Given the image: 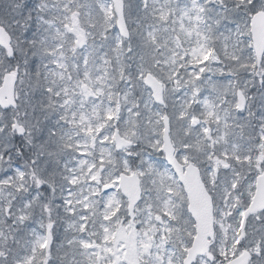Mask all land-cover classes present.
Returning a JSON list of instances; mask_svg holds the SVG:
<instances>
[{
    "label": "snow or ice",
    "instance_id": "6c2138e0",
    "mask_svg": "<svg viewBox=\"0 0 264 264\" xmlns=\"http://www.w3.org/2000/svg\"><path fill=\"white\" fill-rule=\"evenodd\" d=\"M0 264H264V0H0Z\"/></svg>",
    "mask_w": 264,
    "mask_h": 264
}]
</instances>
